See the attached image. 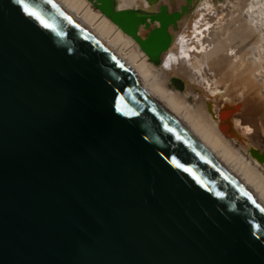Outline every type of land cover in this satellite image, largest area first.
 Instances as JSON below:
<instances>
[{"label": "water", "instance_id": "95a60500", "mask_svg": "<svg viewBox=\"0 0 264 264\" xmlns=\"http://www.w3.org/2000/svg\"><path fill=\"white\" fill-rule=\"evenodd\" d=\"M88 1L157 65L194 0ZM25 2L43 22L0 0V264H264V206L110 46Z\"/></svg>", "mask_w": 264, "mask_h": 264}, {"label": "bare ground", "instance_id": "6f19581e", "mask_svg": "<svg viewBox=\"0 0 264 264\" xmlns=\"http://www.w3.org/2000/svg\"><path fill=\"white\" fill-rule=\"evenodd\" d=\"M54 1L133 67L145 89L264 206V171L251 156L264 163V0H194L169 28L172 43L157 65L88 0ZM173 2L164 0L170 12L187 4ZM117 7L155 11L147 0H117ZM174 77L184 91L173 86ZM238 104L243 114L235 127L221 130L219 112L228 115Z\"/></svg>", "mask_w": 264, "mask_h": 264}, {"label": "snow or ice", "instance_id": "6c2138e0", "mask_svg": "<svg viewBox=\"0 0 264 264\" xmlns=\"http://www.w3.org/2000/svg\"><path fill=\"white\" fill-rule=\"evenodd\" d=\"M16 2L18 4H22L23 5V8L24 10L27 12L28 15L30 16H33V17H36L37 19H40L41 22L42 21V18L40 17L39 13L37 11H35L34 9H32L28 3L25 2V0H16ZM50 2V0H49ZM45 26L47 27L48 25L45 24ZM179 166V165H178ZM187 170V169H186Z\"/></svg>", "mask_w": 264, "mask_h": 264}, {"label": "rangeland", "instance_id": "374dc122", "mask_svg": "<svg viewBox=\"0 0 264 264\" xmlns=\"http://www.w3.org/2000/svg\"><path fill=\"white\" fill-rule=\"evenodd\" d=\"M190 100L191 101H194L192 98H190ZM241 104H243V103H241ZM241 113L243 114V109L242 110H239V113L238 114H241ZM232 141H234V140H232ZM234 142H235V146L238 148V146H239L238 142L237 141H234ZM252 148H256L257 150H259V147H257L256 145H251V149ZM251 156H252V160H254V162L260 166L261 170L264 171V163L258 161L256 158L253 157V155H251Z\"/></svg>", "mask_w": 264, "mask_h": 264}, {"label": "flooded vegetation", "instance_id": "af4514ba", "mask_svg": "<svg viewBox=\"0 0 264 264\" xmlns=\"http://www.w3.org/2000/svg\"><path fill=\"white\" fill-rule=\"evenodd\" d=\"M224 111V110H223ZM227 111V110H226ZM229 111V110H228ZM230 112V111H229Z\"/></svg>", "mask_w": 264, "mask_h": 264}]
</instances>
